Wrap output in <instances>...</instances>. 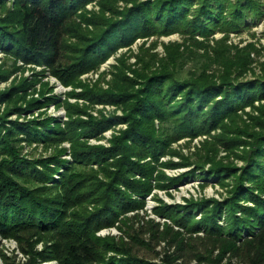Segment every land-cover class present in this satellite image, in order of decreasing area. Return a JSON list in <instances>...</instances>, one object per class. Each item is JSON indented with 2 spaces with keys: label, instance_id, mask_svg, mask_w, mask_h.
Wrapping results in <instances>:
<instances>
[{
  "label": "trees",
  "instance_id": "1",
  "mask_svg": "<svg viewBox=\"0 0 264 264\" xmlns=\"http://www.w3.org/2000/svg\"><path fill=\"white\" fill-rule=\"evenodd\" d=\"M91 1L13 0L8 5L0 0V49L28 63L43 62L65 84H73L77 72L97 67L137 37L178 33L183 41L166 45L167 56L155 69V53L148 59L138 56L136 62L143 66L130 68L132 77L124 70L115 79L125 81L129 89L96 94L99 101L121 106L122 115L77 118L66 132L37 120L5 125L10 112L28 111L35 104L17 105V89L24 84L0 91V103H9L0 112V235L15 240L25 257L16 262L0 248L3 264H264V75H244L253 61L251 44L237 48L227 43L230 32L264 17V0H124L132 5L122 10L115 8L118 0H101L99 15L94 13L90 20L95 31L87 30L85 44L83 40V54L70 56L74 52L67 48L66 28L73 13ZM108 11L112 16H105ZM217 30L224 36L210 40ZM190 57L196 64L184 73ZM213 63L217 68L209 72ZM8 74L0 67V79ZM255 101L263 104L256 106ZM248 106L259 114L245 112ZM121 122L126 128L113 135L109 147L78 140ZM217 128L222 134L197 153L196 170L204 181L214 177L225 183L231 177L229 196L185 204L159 199L155 213L171 223L140 214L154 181L155 187L167 188L179 180L166 176V183L163 172L154 175L160 156L175 154L180 164L189 165L171 144ZM20 134L27 142L46 146L71 140L73 163L61 158L64 148L45 159L21 156ZM217 143L225 150L241 149L238 157L245 164L218 160ZM206 162L211 163L207 175L202 172ZM95 163L98 170L89 166ZM59 166L66 170L55 179ZM116 223L118 238L96 234Z\"/></svg>",
  "mask_w": 264,
  "mask_h": 264
},
{
  "label": "rangeland",
  "instance_id": "2",
  "mask_svg": "<svg viewBox=\"0 0 264 264\" xmlns=\"http://www.w3.org/2000/svg\"><path fill=\"white\" fill-rule=\"evenodd\" d=\"M101 0H93L88 2L83 7L79 8L76 13H73L72 19L68 23L66 28L65 38L68 39L67 48L73 49L74 53H70V56H79L83 54V40L85 44V34L87 30L89 32L95 31V26L90 22L92 16L99 15L101 6L99 4ZM144 1V0H140ZM8 5L13 0H7ZM127 6H131V3H125L124 0H118L115 3V8L119 10L124 9ZM106 17L112 16L111 11L105 13ZM86 17V20L84 19ZM97 17V16H95ZM95 21V19H94ZM224 36L221 31L214 32L209 39H220ZM202 39V37H197ZM183 37L181 34L173 33L171 35H151L148 37H137L130 45L119 46L115 51L110 53L108 57L102 62L98 63L97 67H93L88 71L77 72L79 75L72 78L73 84H65L64 80L55 76L52 69L47 64L41 63H28L20 59H16L13 56H9L5 51L0 49V67L9 71L6 78L0 79V91H10L13 86H19L24 84L25 88L17 89L18 97L20 99L17 105L26 107L28 104H35L28 111L23 112H10L7 116L4 124L10 126L14 122L27 123L29 120H37V122L49 123L53 127L59 126L66 132V126L71 120L81 118L82 120L89 121L91 118L95 120L110 119L114 116H120L123 114L121 106L99 101L96 99V94L100 91L118 90L119 87L127 90L130 87L125 84V81H117L116 78L120 74L126 71V74L130 77L133 73L130 68H141L144 62L137 63L138 56H142L145 59L149 58L148 54L155 53L156 61L155 65L152 64V69H155L159 65V59L165 58L166 50L165 46L173 42H182ZM227 43L242 48L247 45H252L250 57L252 63L247 68L244 74L246 78H254L258 75H264V17L255 23L249 24V27L242 29L240 32H230L228 34ZM80 44V45H79ZM152 44L154 46L152 47ZM79 45L78 53H75V49ZM81 47V48H80ZM149 49L148 52L145 50ZM236 49H232L234 51ZM233 52L232 54H234ZM70 63L75 62V57H71ZM78 60V59H77ZM196 62L194 58L190 57L183 65L184 73H188L190 69L195 66ZM215 63L210 67L209 72L215 70L217 67ZM138 85L135 86L137 88ZM116 88V89H115ZM78 94V95H76ZM84 94V96L82 95ZM86 94V95H85ZM264 103V102H263ZM255 101V105L259 104ZM69 105V106H68ZM9 106V103H0V112L4 113ZM69 108L71 110L69 111ZM85 112H80L81 110ZM245 112L258 115L257 110H253L248 106L244 109ZM71 113V114H70ZM242 115L243 119L247 118L246 113L243 115L241 111H238ZM247 122H249L247 120ZM126 123L111 124L110 127L105 128L97 136L83 137L79 136L78 140L86 142L88 145H101L109 147L111 139L114 134H118L119 130L125 129ZM80 132V131H78ZM67 134V133H66ZM222 134L220 128L213 129L210 132L202 133L196 137H181L171 144V149H175L183 154L191 162L189 165H182L181 157L175 154H165L160 156L156 167L158 171L154 172V175L163 172V182H168L169 178H179V180L167 188L155 187V181L153 182L152 191L144 198V208L140 209V214L146 218H153L155 221L161 223L171 221L167 218H161L155 213V208L160 205V200H163L168 204H185L187 200H200L216 198L223 200L229 196L228 184L232 182V178L229 177L225 180V183H219L217 178L209 177L206 181L201 177V170H196L197 167V154L200 150H203V146L208 142L211 143L215 140V137ZM23 139L20 141V154L32 160L49 158L51 155L57 153V150L64 148L65 151L61 153V158L66 162L73 163V146L71 140L65 139L60 145H44L41 141L27 142L24 134H20ZM217 159L225 163L230 159L235 166H243L244 160L239 158L241 149L225 150V148L217 143ZM241 148V147H240ZM202 154L203 151H201ZM175 162L178 165H165L168 162ZM210 162L205 163V167L202 168L204 174L210 172ZM94 170H98V164L89 165ZM60 167V166H59ZM58 167V168H59ZM87 169V168H85ZM196 172L191 173L192 170ZM66 170V166H61L59 172L54 174V178L60 179V174ZM197 173V174H196ZM167 176V177H166ZM54 179V180H55ZM53 180V183H54ZM51 185L52 181L46 183ZM136 212V211H135ZM135 212H128L126 215L133 214ZM196 218H200L199 213L196 214ZM177 229V227L174 225ZM96 234L98 236H111L114 235L117 238L121 235L120 230L117 227V223L114 226L103 227L99 229ZM163 246V243H162ZM37 247L42 249V244H38ZM0 248L7 255L13 257L16 262L24 260L25 257L18 250L17 242L10 238H3L0 235ZM159 249V247H157ZM15 256V257H14ZM0 264L3 261L0 257ZM37 264H58L56 260L39 261Z\"/></svg>",
  "mask_w": 264,
  "mask_h": 264
}]
</instances>
